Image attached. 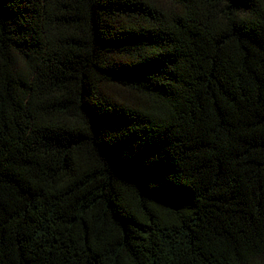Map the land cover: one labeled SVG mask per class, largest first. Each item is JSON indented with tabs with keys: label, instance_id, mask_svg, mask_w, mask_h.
<instances>
[{
	"label": "trees",
	"instance_id": "trees-1",
	"mask_svg": "<svg viewBox=\"0 0 264 264\" xmlns=\"http://www.w3.org/2000/svg\"><path fill=\"white\" fill-rule=\"evenodd\" d=\"M0 264H264V0H0Z\"/></svg>",
	"mask_w": 264,
	"mask_h": 264
}]
</instances>
